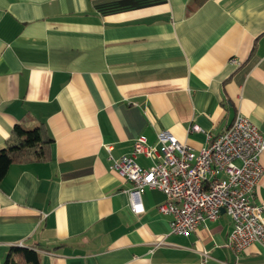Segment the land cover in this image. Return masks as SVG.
I'll return each instance as SVG.
<instances>
[{"label": "crops", "instance_id": "0c3cea01", "mask_svg": "<svg viewBox=\"0 0 264 264\" xmlns=\"http://www.w3.org/2000/svg\"><path fill=\"white\" fill-rule=\"evenodd\" d=\"M189 2L0 0V150L17 124L54 141L51 160L0 181V264L12 246L41 264H264V243L228 245L225 212L188 235L170 232L159 190L135 212L110 168L161 131L200 150L238 113L264 133V0Z\"/></svg>", "mask_w": 264, "mask_h": 264}, {"label": "built area", "instance_id": "2783aa9c", "mask_svg": "<svg viewBox=\"0 0 264 264\" xmlns=\"http://www.w3.org/2000/svg\"><path fill=\"white\" fill-rule=\"evenodd\" d=\"M189 131L202 129L193 124ZM263 152L264 133L238 113L224 132L208 133L200 150L161 131L157 144L139 136L130 155L111 157L110 168L133 183L130 197L135 212L143 210L138 198L145 189L165 194L158 210L170 217L173 234L188 235L216 221L224 209L233 221L228 245L240 253L253 243H264V203L254 201L264 174ZM138 156L151 160V165L139 164Z\"/></svg>", "mask_w": 264, "mask_h": 264}, {"label": "trees", "instance_id": "16d2710c", "mask_svg": "<svg viewBox=\"0 0 264 264\" xmlns=\"http://www.w3.org/2000/svg\"><path fill=\"white\" fill-rule=\"evenodd\" d=\"M208 0H190L187 5L188 14ZM53 139L48 128L41 123L33 129H26L17 124L0 150V181H2L13 164L47 162L52 158ZM1 264H41L40 254L31 248L12 246Z\"/></svg>", "mask_w": 264, "mask_h": 264}, {"label": "water", "instance_id": "95a60500", "mask_svg": "<svg viewBox=\"0 0 264 264\" xmlns=\"http://www.w3.org/2000/svg\"><path fill=\"white\" fill-rule=\"evenodd\" d=\"M225 212V210L224 209H222V213H224Z\"/></svg>", "mask_w": 264, "mask_h": 264}]
</instances>
